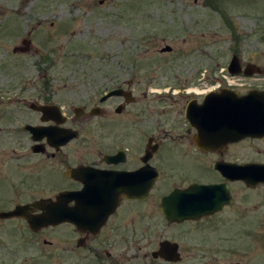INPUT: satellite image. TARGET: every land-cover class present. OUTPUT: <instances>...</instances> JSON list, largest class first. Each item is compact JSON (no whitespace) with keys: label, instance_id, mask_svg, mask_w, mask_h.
<instances>
[{"label":"flooded vegetation","instance_id":"obj_1","mask_svg":"<svg viewBox=\"0 0 264 264\" xmlns=\"http://www.w3.org/2000/svg\"><path fill=\"white\" fill-rule=\"evenodd\" d=\"M252 64L240 61L235 76L228 66L223 83L193 77L189 90L139 91L100 76L83 105L69 106V92L55 89L37 107H0V214L18 212L0 227L48 248L6 254H46L51 264H211L227 248L208 230L264 225V135L228 141L221 130L220 112L264 92L244 82L256 76L245 73ZM67 78L59 87L71 86ZM204 187L221 207L200 215ZM45 212L64 220L32 229L29 219Z\"/></svg>","mask_w":264,"mask_h":264},{"label":"rangeland","instance_id":"obj_2","mask_svg":"<svg viewBox=\"0 0 264 264\" xmlns=\"http://www.w3.org/2000/svg\"><path fill=\"white\" fill-rule=\"evenodd\" d=\"M234 55L263 70L244 82L264 89V0H0V107L38 104L55 89L83 105L100 76L139 91L179 90L204 75L222 82ZM67 77L71 86L59 87ZM215 229L206 235L227 251L211 264H264V225ZM41 249V238L0 227V264H51L46 254H6Z\"/></svg>","mask_w":264,"mask_h":264},{"label":"water","instance_id":"obj_3","mask_svg":"<svg viewBox=\"0 0 264 264\" xmlns=\"http://www.w3.org/2000/svg\"><path fill=\"white\" fill-rule=\"evenodd\" d=\"M29 41H26L28 44ZM172 49L170 47L164 48L163 52H171ZM15 53H25L26 51L21 48L17 47L14 49ZM248 67H254L257 70L253 72H247L246 75L252 76L254 73H262L261 69L251 65ZM229 72L232 75L240 74L242 71L240 70V60L239 58L234 55L229 67ZM122 89H118L114 91L110 96L113 95H120L122 93ZM225 99V98H224ZM240 106L234 110L229 111L226 109L224 112H220L225 116V119L221 121L222 126L224 127L223 130L226 134L225 137L228 141H234L241 139L242 137H258L264 135V92L260 91H253L250 92L247 96L242 98V102L239 104ZM33 107H37L36 105H32ZM236 106V105H235ZM43 106H39V109H43ZM222 141V139H221ZM249 171V170H248ZM263 176L262 180L264 181V167L260 170ZM213 187H204L200 192L199 198L197 200L196 209L199 211L200 215L213 213L220 209V207H212L209 202L208 195L212 193ZM174 199V195L167 198L165 202H171ZM18 212H10V213H3L0 214L1 218H10L14 215H17ZM64 220L63 216L49 214L45 212L43 215L35 218L29 219L30 227L34 230L40 229L49 225L50 223H60Z\"/></svg>","mask_w":264,"mask_h":264}]
</instances>
